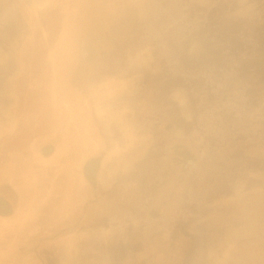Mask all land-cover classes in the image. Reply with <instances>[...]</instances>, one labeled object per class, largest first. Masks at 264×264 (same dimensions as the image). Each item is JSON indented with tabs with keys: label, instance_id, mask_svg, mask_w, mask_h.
I'll list each match as a JSON object with an SVG mask.
<instances>
[{
	"label": "rangeland",
	"instance_id": "obj_1",
	"mask_svg": "<svg viewBox=\"0 0 264 264\" xmlns=\"http://www.w3.org/2000/svg\"><path fill=\"white\" fill-rule=\"evenodd\" d=\"M73 17L83 21L78 53L54 59ZM143 49L139 80L150 83L136 98L137 121L149 118L156 130L119 160L122 142L111 152L83 132L81 157L97 159L101 176L90 179L96 208L71 230L101 243L87 256L97 264L106 254L110 264H264V0H0V113L14 119L0 154L49 131L54 113L71 107L92 124L91 93L109 69L99 62L117 55L133 64ZM114 202L130 217L112 221ZM78 256L70 264H87Z\"/></svg>",
	"mask_w": 264,
	"mask_h": 264
},
{
	"label": "crops",
	"instance_id": "obj_2",
	"mask_svg": "<svg viewBox=\"0 0 264 264\" xmlns=\"http://www.w3.org/2000/svg\"><path fill=\"white\" fill-rule=\"evenodd\" d=\"M136 54L134 58L138 60L133 64L128 62L127 52V64L116 61L117 55L112 56L110 64L106 61L99 62L104 64L99 67L109 69L101 80L102 85H93L91 97L95 119L92 124L91 114L88 113L89 122L86 124L82 116L78 117L80 115L73 112L75 108L71 107L68 108V114L54 113L58 119L55 117L56 125L49 131L30 137L22 147H12L0 154V264H48V255L53 260L60 259L61 264L74 263L76 255H79L80 262L81 258L86 257L87 264H97V255L94 257L96 261L91 260L92 256H87L88 253L95 254L96 246L101 247V243L92 242L86 232L71 230L75 222L78 223L77 226L83 223L80 220L82 214L90 217L89 210L96 208L91 203V192L96 189L97 182H91L90 179L96 174L101 176L97 159L85 161L81 157L79 138L83 132L88 131L97 146L108 145L111 152L115 145L122 142L124 149L119 150L114 157L119 160V156L128 152L129 147L139 149L142 139L152 136L149 133L156 130L152 121L144 116L137 121L140 106L136 99L142 91L141 84L150 83L139 80V74L147 71L149 53L146 54L143 49ZM139 57L142 59L139 60ZM150 58L153 60L155 56L151 55ZM167 71L177 72L175 68L168 67ZM90 89L92 85H89ZM111 89L117 93L108 99L106 95ZM123 93L126 95L123 96ZM97 95L102 98L98 99ZM118 96L119 98H115ZM92 104L88 101V112ZM98 107L100 108L97 109ZM3 117L0 113V122ZM12 118L10 113L5 115L3 121L7 124L0 125V136L13 127ZM98 129L100 132H97ZM141 131L148 134H142ZM61 135L63 138H60ZM103 160L105 159L102 158ZM121 162L123 161L117 164ZM115 189L119 195L123 194L121 186H116ZM119 205L114 202L110 216L112 221L118 219V216H129L119 209ZM107 207L105 213L111 211L109 207L112 205L107 204ZM167 208L163 206L162 209L173 218L178 216L174 207L170 210ZM51 214H54V220L49 221V217L53 219ZM162 217L163 215L160 216ZM161 228L157 225L156 229ZM240 229L239 225L231 226L230 233L238 234ZM125 231L126 235L132 233L129 227ZM121 239L127 243V236ZM119 240L117 237L116 242ZM43 251L47 254H43ZM104 259L105 264H110L108 254Z\"/></svg>",
	"mask_w": 264,
	"mask_h": 264
},
{
	"label": "clouds",
	"instance_id": "obj_3",
	"mask_svg": "<svg viewBox=\"0 0 264 264\" xmlns=\"http://www.w3.org/2000/svg\"><path fill=\"white\" fill-rule=\"evenodd\" d=\"M39 9H47L50 7L49 4L44 3L38 6ZM30 14L37 17L39 16V12L37 10H29ZM83 21L78 17H73L67 24L65 32L58 42L56 48L52 52V56L54 59L56 58H64L69 61L74 59L78 53V33L79 28L82 26Z\"/></svg>",
	"mask_w": 264,
	"mask_h": 264
}]
</instances>
